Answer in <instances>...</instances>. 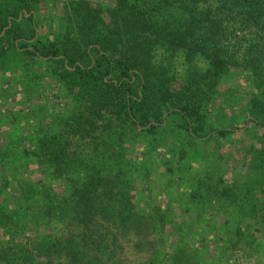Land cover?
<instances>
[{
	"label": "trees",
	"instance_id": "obj_1",
	"mask_svg": "<svg viewBox=\"0 0 264 264\" xmlns=\"http://www.w3.org/2000/svg\"><path fill=\"white\" fill-rule=\"evenodd\" d=\"M40 3L0 0V63L50 65L48 80L72 109L62 132L21 151L24 164L0 148V264H97L110 227L137 226L141 213L128 182L93 163L84 169L70 139L93 138L116 121L130 141L169 128L184 141L224 140L237 129L212 128L209 120L230 73L251 91L240 130L264 128V0H68L66 30L48 41L37 38ZM253 161L264 178V147ZM19 172L29 177L16 184L9 177ZM34 174L50 179L36 185ZM44 184L52 195L33 204L30 196ZM61 219L68 236L52 238L43 224ZM251 237L236 232L237 239Z\"/></svg>",
	"mask_w": 264,
	"mask_h": 264
},
{
	"label": "rangeland",
	"instance_id": "obj_2",
	"mask_svg": "<svg viewBox=\"0 0 264 264\" xmlns=\"http://www.w3.org/2000/svg\"><path fill=\"white\" fill-rule=\"evenodd\" d=\"M67 3L41 0L34 10L37 38L48 41L63 35ZM49 68L30 58L0 63V148L23 164L21 151L39 137L62 132L61 123L71 114V101L48 80ZM221 83L209 121L212 128L237 129L224 140L184 141L169 128L150 138L135 133L130 141L115 127L116 121L93 138L70 139L69 148L79 155L84 169L93 163L102 173L128 182L141 213L137 226L110 227L109 248L97 264H264V178L253 169L254 156L264 147V128L240 130L251 92L242 76L230 73ZM166 124L176 122L167 118ZM28 177V172H19L9 179L18 184V179ZM32 177L40 182L36 185L50 179L47 174ZM59 184L54 190L61 197L65 187ZM43 189L41 193L35 187L33 204L40 203L41 194L52 195L50 187L44 184ZM43 225L52 238L68 236L63 219ZM238 230L253 238L237 239Z\"/></svg>",
	"mask_w": 264,
	"mask_h": 264
}]
</instances>
